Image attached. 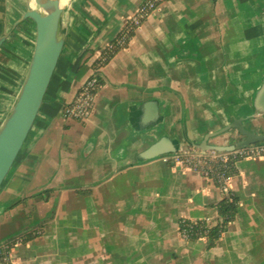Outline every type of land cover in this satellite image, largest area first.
Masks as SVG:
<instances>
[{
  "label": "crops",
  "instance_id": "0c3cea01",
  "mask_svg": "<svg viewBox=\"0 0 264 264\" xmlns=\"http://www.w3.org/2000/svg\"><path fill=\"white\" fill-rule=\"evenodd\" d=\"M143 1L80 0L79 16L68 17L60 47L56 44L59 57L44 103L0 191V214L48 198L45 191L55 187L62 205L65 198L75 204L101 198L109 221L91 225L90 236L77 238L75 230L85 228L88 214L75 207V222L77 213L80 217L72 235L57 218L33 226L27 233L40 227L43 233L14 247L13 264H264V157L236 164L228 190L238 198L237 214L211 247L206 238L181 239L177 223L209 220L214 227L222 190L161 157L136 161L162 133L183 148L252 114L251 99L264 70V0L162 1L135 29L128 47L99 70L102 87L91 115L75 122L61 113ZM21 25L30 40V29ZM147 101H156L157 108L146 110ZM255 119L244 127L255 128ZM58 129L73 137L70 169L68 159L50 161ZM226 134L209 143L228 145ZM99 163L105 167L97 171ZM69 181L82 188L64 186ZM113 205L121 207L120 216ZM78 244L91 249L83 254L76 251Z\"/></svg>",
  "mask_w": 264,
  "mask_h": 264
},
{
  "label": "rangeland",
  "instance_id": "374dc122",
  "mask_svg": "<svg viewBox=\"0 0 264 264\" xmlns=\"http://www.w3.org/2000/svg\"><path fill=\"white\" fill-rule=\"evenodd\" d=\"M27 1L28 0H0V78L4 76V73L6 74L14 71V75H10V78H6L7 83L10 82L11 79L14 80V77L16 79V76L22 72L21 69L25 68L26 64L30 40H28V38L25 36L26 31L24 30V28L26 27L21 24L22 19L25 15ZM80 6L81 5L76 4V10L74 11V4H70L69 11L66 12L65 17L67 19L68 17H78ZM96 56L97 54L93 55L91 60H94ZM78 77L82 79L81 76L78 75ZM19 86L17 88L16 86H11L14 88L12 90L11 87H8V84L7 86H1L5 91L4 92L3 90H0L1 95L4 97L7 96L11 99V97H9L8 95H14L15 92L19 90ZM11 106H13V104L10 105V102L0 100V125L4 120L5 114L11 110ZM69 120L76 122L75 119ZM249 122L250 121H248L247 123ZM70 123L76 126V123ZM254 124L255 128H257V131H255V128L253 127L246 126V129L249 128L248 130L254 134H264V115L256 118L254 120ZM226 135L227 136L225 137H227L226 141L228 143H235L241 138V136L234 130L228 132ZM53 138L56 140V145L54 149L52 147L50 148V161L56 164L57 158L59 156L64 161H67L68 159L70 160V162H68L70 164L68 165V167H66V169H70V165L75 158V156L71 154L73 152V148L70 142H72L73 137H71L70 135H63L62 131L58 129L53 133ZM255 145H262V143H258ZM100 158L101 157H99V160ZM80 162L82 164L84 163L82 162V160H79V163ZM76 164H78V162H76ZM90 166L91 162L89 166L84 167V169H90ZM104 167L105 166L100 163L95 165L97 171H100ZM51 168L53 169L54 166ZM12 171L13 170L10 171L8 176L12 175ZM50 171L52 170L50 169ZM85 175L88 178V174ZM57 184V182L53 183V186H56ZM63 184L64 186H75L76 184V186H80L79 188H82L81 185L77 184L76 181H74V183L69 181ZM54 188L55 187H50L48 190H46L51 191L47 193L48 198H33L28 201L27 205L12 207L8 209L6 213L0 214V245L13 238L20 237L21 235L26 234L27 230H29L33 226L39 225L41 223L50 224V222H53L52 220H56V218L60 227H67L63 230V232L69 236L72 235L73 229L71 226L72 224L78 222L80 217V215L77 213V220L75 222V215L73 214V208L75 207L84 211L85 214H88V219L86 218L88 222L86 223L85 228L82 227L81 229L77 228V230H75L77 238H87L88 236H90V234L93 232V230L91 232L88 230L91 229V225L98 224L99 226H103L106 222L109 221V218L105 214V207L101 198L87 197L85 198L84 202H81L82 204H75V201H73V199L68 200L67 198H65L62 205V192L55 191ZM220 194L223 196L222 192ZM134 201L135 200H133V202ZM121 210L122 209L120 206L113 205L114 215L120 216L119 212ZM93 217L96 218L94 219ZM91 219L97 222L93 223ZM94 233L97 234V231H94ZM100 233H104V228L100 232H98V234ZM85 240H89V238ZM90 249L91 247L82 248V245L79 244L76 246V251L83 252V250H85L83 254Z\"/></svg>",
  "mask_w": 264,
  "mask_h": 264
},
{
  "label": "water",
  "instance_id": "95a60500",
  "mask_svg": "<svg viewBox=\"0 0 264 264\" xmlns=\"http://www.w3.org/2000/svg\"><path fill=\"white\" fill-rule=\"evenodd\" d=\"M55 5L56 0H47V11L42 14H35L29 4L22 19V22L27 24L31 32L27 70L12 106L8 134L0 140V189L35 124L56 71L59 56L56 43L51 38L53 30L56 28L53 17ZM62 17H65L64 12ZM24 94H26L27 102L23 107L18 108ZM157 106L156 101H147L143 105L146 110L147 108L154 110ZM251 109L252 114L250 116L236 117L219 131L206 134L200 143L188 141L187 144L203 151L233 152L236 149L263 143L264 134L257 135L250 132L244 127V122L264 115V70L252 96ZM232 130L241 136L235 143L228 145H211L209 143L212 138ZM181 147L182 144L179 141L172 139L166 133H162L157 141L136 156V161L155 160L164 155L177 153Z\"/></svg>",
  "mask_w": 264,
  "mask_h": 264
},
{
  "label": "built area",
  "instance_id": "2783aa9c",
  "mask_svg": "<svg viewBox=\"0 0 264 264\" xmlns=\"http://www.w3.org/2000/svg\"><path fill=\"white\" fill-rule=\"evenodd\" d=\"M163 0H144L137 11L131 15L127 23L122 27L123 35L138 27L145 19V14L150 10H155L158 3ZM120 31V32H121ZM119 32V33H120ZM102 83L94 77L88 79L71 102L62 107L63 116L85 121L92 113L94 98L101 89ZM264 157V145H251L236 149L233 152H219L216 150H200L189 145L181 148L174 154L161 156V160L172 168L188 170L207 181L214 183L222 190H228L230 183V170L236 159ZM236 166V165H235ZM209 225V220H190L180 218L178 220V232L181 239L187 241L194 228L201 224ZM22 241H18V245ZM14 247L9 242L0 245V264H13L12 254Z\"/></svg>",
  "mask_w": 264,
  "mask_h": 264
},
{
  "label": "trees",
  "instance_id": "16d2710c",
  "mask_svg": "<svg viewBox=\"0 0 264 264\" xmlns=\"http://www.w3.org/2000/svg\"><path fill=\"white\" fill-rule=\"evenodd\" d=\"M153 11L154 10L148 11L144 16L145 19ZM136 28L137 27H135V29ZM135 29L127 33V35H123V31H121L116 36V38L106 48H104L101 51L100 55L98 56V59L92 64V69L95 72L92 77L97 78L101 82L102 78L99 75V70L105 67L120 51L128 47L129 42L134 35ZM3 75L4 76L0 78V90H3L1 86H4V85L7 86V84H8V87H10L13 84H17V86L15 85L16 88L20 85L19 82L15 80V77H14V80L11 79L10 82L8 83L6 82V78H10V75H14V71H11L10 73H6V74L4 73ZM18 91L15 92V95ZM8 96L11 97V99L8 98L7 96L6 97L2 96L1 91H0V100L11 103L14 95H8ZM262 145H264V143H262ZM240 160L242 159L238 158L236 159V161L233 162L231 170H230L231 178L238 174L237 167L235 165ZM45 192L49 193L51 191H45ZM222 193H223V197L220 200V202L217 204L218 217H219L217 224L214 227H210V228L207 227L204 223L201 224L198 228H194L192 230L191 235L189 236L187 241H194V240L206 238L209 242V247H211L227 230L228 226L234 221L236 214H237V208H238V203H239L238 198L230 190L222 189ZM42 233H43V228L40 227L38 228V230L34 232L21 235L20 237L13 238L7 242H9L12 245V247H16L18 245L19 240L22 241L21 244H28V242L40 236Z\"/></svg>",
  "mask_w": 264,
  "mask_h": 264
},
{
  "label": "bare ground",
  "instance_id": "6f19581e",
  "mask_svg": "<svg viewBox=\"0 0 264 264\" xmlns=\"http://www.w3.org/2000/svg\"><path fill=\"white\" fill-rule=\"evenodd\" d=\"M46 2H47V0H30L29 4H30V7L32 8V10L35 14H42V13H45L47 11ZM79 2H80V0H56L55 10H54V14H53L56 28L53 30V32L51 34V38H53V40L56 42L58 47H60V45H61L60 40H61V37L63 35L65 22L67 20L66 17H62L63 12H64V16H65L66 12L69 11L70 4H74V6L76 7V4H78ZM27 56H28V54H27ZM21 70H22V72L19 73L15 79L17 82H19L20 86H22V83L24 81V77L26 74L27 59H26L25 68H22ZM15 85L17 86V84H13L11 86H15ZM12 89H14V88L11 87V90ZM15 99H16V97H15ZM15 99H14V101H15ZM14 101L12 103L13 105H14ZM26 102H27V97H26V94H24L21 102L19 103L18 108L23 107L26 104ZM11 111H12V109L6 113L4 120H3V123L0 125V140L5 135L8 134L9 119H10Z\"/></svg>",
  "mask_w": 264,
  "mask_h": 264
}]
</instances>
